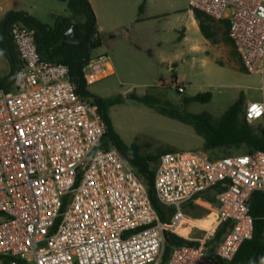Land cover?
<instances>
[{
  "label": "built area",
  "instance_id": "1",
  "mask_svg": "<svg viewBox=\"0 0 264 264\" xmlns=\"http://www.w3.org/2000/svg\"><path fill=\"white\" fill-rule=\"evenodd\" d=\"M187 5L228 20L244 71L259 77L260 100L245 104L243 118L250 125L264 122V0ZM8 32L19 66L9 89L0 88V258L11 264H160L169 233L190 244L173 246L164 264H230L252 237L248 200L264 193V150L216 158L202 151L161 154L154 196L173 212L162 222L142 178L114 146L99 147L105 124L96 106L76 94L68 67L43 59L34 31L20 22ZM107 63L106 56L93 60L83 68L85 77H99ZM194 209L204 210L203 218L212 215L207 227L185 214ZM220 227L223 235L209 253L205 246Z\"/></svg>",
  "mask_w": 264,
  "mask_h": 264
},
{
  "label": "rangeland",
  "instance_id": "2",
  "mask_svg": "<svg viewBox=\"0 0 264 264\" xmlns=\"http://www.w3.org/2000/svg\"><path fill=\"white\" fill-rule=\"evenodd\" d=\"M134 1L136 7L132 8ZM50 2L61 5L59 2L62 1L29 0L27 3L41 14L39 17L43 21H47L41 23L52 26V22H48L49 16L45 13ZM122 2L126 12L124 22H131L136 17L138 6L143 4V8L145 5L147 7V17H154L144 22H153L151 24L157 28L166 23L171 26L172 22H175V17L170 15L175 7L189 9L187 0ZM68 12L71 13L65 9L61 13ZM179 35V31H170L169 44L161 47L144 44L138 34L126 38L122 33L113 40L105 39L99 48L91 51V57L98 60L106 55L109 63L102 67L104 73L99 77L87 72L90 81L87 90L92 95L110 102L107 109L108 119L115 133L126 145L135 143L146 147L148 153H153L156 149H168L170 152L202 151L209 157L245 153L244 147L238 150L205 152L202 139L190 126L162 116L144 103L126 99L129 95L150 96L183 109L182 98L208 92L211 94L209 102H193L184 110L190 113L207 112L212 117H219L240 95L244 101L243 109L246 103L260 100L259 77L239 69V60L236 55H232L231 47L217 43L207 52L201 50L188 53L174 45ZM8 73L9 66L0 54V81L7 77ZM175 84L181 85L184 92L178 93L174 88ZM252 126L264 127V122L253 123ZM185 214L200 220L206 213L204 210L194 209L193 212L185 210ZM200 235L201 233L194 232L195 237Z\"/></svg>",
  "mask_w": 264,
  "mask_h": 264
},
{
  "label": "trees",
  "instance_id": "3",
  "mask_svg": "<svg viewBox=\"0 0 264 264\" xmlns=\"http://www.w3.org/2000/svg\"><path fill=\"white\" fill-rule=\"evenodd\" d=\"M62 1L66 3L67 9L71 12V17L57 16L54 18L51 27L41 24L31 16L22 12L7 13L4 19L0 21V52L9 64L8 76L0 82V88L6 90L8 86L5 85V82L8 81L11 83L12 81L15 71L11 64L14 63L16 68L19 66V60L10 39L8 27L12 22H20L27 29L34 31V39L37 44H40L39 54L43 59L59 62L68 67L69 77L75 86L76 94L81 98L90 100L96 106L105 124V133L101 138L99 147L106 148L111 144L118 150L135 173L142 178L148 192L150 204L156 211L160 221L167 222L173 212L172 209L162 206L154 196L153 176L159 156L170 151L168 149H156L153 153H148L146 147H141L135 143L126 145L115 133L111 121L107 116V109L110 106V102L92 95L87 90L88 83L83 72V68L94 60L91 57V51L99 48L102 44L101 35L96 28L92 9L87 0ZM141 10L142 5L138 8L139 13ZM192 12L203 38L211 45L222 43L225 46L231 47L233 49V52H231L232 55H236L238 58L233 43L228 37V20L215 21L200 11L192 10ZM74 18L81 19V22H72ZM4 20H6L5 24H3ZM70 24L75 26L74 33L76 39L72 40V42H64L63 39L66 38L64 32ZM2 28L3 37H1ZM36 29L40 30V34L37 33ZM79 38H82V41L76 43ZM5 41L9 44L12 61H9L7 58ZM238 64L239 69L244 71L240 60ZM126 99L144 103L150 108H153L158 114L190 126L193 132L202 139V148L205 152L238 150L241 147L245 148V153L252 150H264V127H254L245 122L243 118L244 101L241 95L219 117H212L207 112L190 113L184 110L188 104L193 102H209L211 94L208 92L196 94L189 98H182L181 105L183 109L175 107L168 101L160 102L150 96L138 97L129 95ZM64 204L65 202H63V207ZM248 208L253 218L252 237L242 243L234 260L230 264H264V235H262L264 193H252L248 200ZM223 232L224 227H220L216 231L213 239L205 246L207 252L212 253L213 248L221 239ZM164 237L165 245L160 264L165 263L169 251L173 246L190 244L186 240L173 234L165 233ZM0 263L11 264V260L9 258H0ZM218 264L223 263L219 261Z\"/></svg>",
  "mask_w": 264,
  "mask_h": 264
},
{
  "label": "crops",
  "instance_id": "4",
  "mask_svg": "<svg viewBox=\"0 0 264 264\" xmlns=\"http://www.w3.org/2000/svg\"><path fill=\"white\" fill-rule=\"evenodd\" d=\"M29 0H0V21L4 19L5 15L7 13H25L38 22H47L43 21L41 17H39L41 14H39L36 10H34V7H30L28 5ZM50 1V0H49ZM54 1H62V0H54ZM92 12L95 17V23L96 28L98 32L101 35L102 42L105 41V39L113 40L117 37V35H121L124 33V36L126 38H131L133 34H138L142 37V42L144 44H148L149 46H167L169 44L168 42V35L170 31L172 32H180V35L177 39L176 45L179 50L186 51L188 53H197L201 50H206V52L213 48V45H211L208 41H206L203 36L201 35L197 23L194 19L193 12L190 9L183 8V7H175L173 11L170 13L171 16L175 17V22H172V25L170 26L169 23H166L161 28H157L156 26H153L151 23L153 22H144L148 19L154 18V17H147L146 15V5L139 13L137 10L136 17L131 22H124V17L126 16V12L123 8V2L122 0H87ZM136 1H134L132 8L134 6L136 7ZM59 4H55L53 2H50L47 5L48 9H45V13L49 16L50 21L48 22H54V18L57 16L62 17H71V13L68 12V14H62V10L65 11L67 9L66 3L64 1L59 2ZM66 7V8H65ZM139 8V6H138ZM135 12V11H134ZM129 13L127 12V16ZM135 16V15H134ZM72 22H81V19L74 18ZM44 24V23H41ZM49 27L51 25L44 24ZM143 28H140L142 27ZM146 25V26H145ZM167 29H170L167 31ZM2 57L5 59L3 54L0 52ZM106 56V55H105ZM108 58V56H106ZM94 58V57H92ZM7 65L9 66L7 60L5 59ZM109 63V61H108ZM172 67V64L169 66ZM5 76V74L3 75ZM2 76V77H3ZM92 76V75H91ZM88 77L86 75L87 83L89 84L90 81L88 80ZM94 78V76H92ZM3 78L0 82L5 80ZM10 84L8 81L5 82V85L8 86L7 89H9Z\"/></svg>",
  "mask_w": 264,
  "mask_h": 264
},
{
  "label": "water",
  "instance_id": "5",
  "mask_svg": "<svg viewBox=\"0 0 264 264\" xmlns=\"http://www.w3.org/2000/svg\"><path fill=\"white\" fill-rule=\"evenodd\" d=\"M6 20L3 21V24H5ZM75 30V26L73 24H70L67 26L66 30H65V36L66 38L63 39L64 42H72V40L76 39V35L74 33ZM37 33L40 34V30L36 29ZM1 37H3V28L1 29ZM82 41V38H79L76 43ZM5 43V47L7 50V58L9 61H12V55H11V51H10V47L9 44L7 43V41L4 42ZM40 49V44L38 43V51ZM12 68L14 69V71H16V66L14 63L11 64Z\"/></svg>",
  "mask_w": 264,
  "mask_h": 264
},
{
  "label": "bare ground",
  "instance_id": "6",
  "mask_svg": "<svg viewBox=\"0 0 264 264\" xmlns=\"http://www.w3.org/2000/svg\"><path fill=\"white\" fill-rule=\"evenodd\" d=\"M212 215H208L205 218H202L198 221H196L195 223L198 224L201 227H207L208 226V222L211 219ZM181 234H185V230H181L180 231Z\"/></svg>",
  "mask_w": 264,
  "mask_h": 264
}]
</instances>
